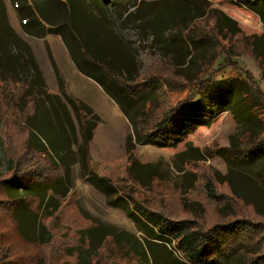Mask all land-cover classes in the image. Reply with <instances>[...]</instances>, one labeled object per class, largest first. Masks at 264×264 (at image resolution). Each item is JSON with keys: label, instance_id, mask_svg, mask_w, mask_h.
Returning <instances> with one entry per match:
<instances>
[{"label": "rangeland", "instance_id": "1", "mask_svg": "<svg viewBox=\"0 0 264 264\" xmlns=\"http://www.w3.org/2000/svg\"><path fill=\"white\" fill-rule=\"evenodd\" d=\"M48 2L47 7L59 14H72L70 4ZM77 2L87 10L75 11V22L69 24V30L77 31L74 34L78 37L69 46L71 37L67 35L66 41L54 30L27 34L13 8L15 4L0 0V28L7 21L23 40L19 48L12 44V52H20L26 62L35 58L42 69L45 90L57 96L51 99L41 93L45 105L36 103L29 124L25 119L33 112L35 103L27 101L21 106L23 85L0 78V178L13 174L12 163L7 159L11 157L15 160L13 166L21 172H40L45 179L34 190L21 191L0 184V200H14L20 214V219L15 215L17 226L7 208L0 206V264L183 261L171 243L152 240L126 216L122 207L109 205L108 198L118 204L126 199L131 209L137 206L173 218H195L207 227L234 217V208L227 203L222 205L230 201L227 196L233 190L247 215L264 220V150L261 154L251 153L256 159L252 163L246 162L248 157L241 159L242 153L234 158L225 150L247 148L257 139L260 123L250 113L245 118L244 108L241 111L242 107L237 105L220 113L209 124L169 146L138 142V135L147 131L168 108L196 93V84L202 79L211 80L205 83L203 92L213 95L221 75L241 79L245 69L264 91L262 65L251 44L252 36L264 32L259 17L233 0H207L205 15L198 18L185 0L180 4L174 0H137V4L135 0H117L116 7L114 2ZM176 6L178 13L173 17ZM184 7L190 8L191 14L184 15ZM218 22H224L221 31ZM230 23L239 31L228 29ZM190 39H199L198 44ZM263 40L264 37L259 39ZM183 42L191 49V61L177 64L171 51L182 48ZM3 45L0 40V52ZM225 55L228 63L236 60L239 66L219 67L218 62ZM91 56L97 60L92 63L113 83L138 84L154 78L150 81V94L136 100L128 97L125 114L117 100L92 78L97 68L89 69L90 62L84 67ZM76 58L80 59L81 68ZM21 60L23 57L19 56L18 61ZM217 69L222 72L216 73ZM30 79L28 75L26 80ZM65 94L83 101L98 116L91 139L84 143V153L81 127ZM115 94L119 97L117 91ZM47 98L57 106L53 113ZM92 118L84 112V121ZM36 119L40 124L34 122ZM32 132L47 148H29ZM27 178L18 177L16 183L24 187ZM206 182L212 183L223 202L207 195ZM43 196L48 216L40 218L38 213L23 209L29 203L39 209ZM239 256L234 252L225 263L222 260L218 264H244Z\"/></svg>", "mask_w": 264, "mask_h": 264}, {"label": "trees", "instance_id": "2", "mask_svg": "<svg viewBox=\"0 0 264 264\" xmlns=\"http://www.w3.org/2000/svg\"><path fill=\"white\" fill-rule=\"evenodd\" d=\"M9 1L15 4L13 8L21 18V26L27 34H42L43 29L45 33H49L54 30L56 33L64 36L66 41L67 35L73 39H77L78 37L76 34H74L77 31L69 30V24H74L75 22V11L85 12L87 10L82 6V4L77 2V0H52V2L61 1L64 4L71 5L72 14L66 16L54 11L53 8H48V0ZM96 1L101 2L104 5H106V3L114 2V7H116L115 5L118 4L117 0ZM136 1L137 0H135L134 4H137ZM174 1L179 4L181 1L183 2V0L180 2L178 0ZM185 1H187L186 3H190L192 7L191 10H193V16L198 18L205 15L204 11L207 8V0ZM233 1L254 12L259 17L264 28V0ZM75 5L78 6V9H74ZM177 9L178 6H176L173 17H176V14L178 13ZM184 9V15L191 14V12L188 13L190 8L186 9L184 7ZM173 17H171L170 20H173ZM68 20H70V22H68ZM216 21H218L217 15ZM232 23L235 22L232 21ZM223 26L224 22H218L217 28L219 31L222 30ZM226 27L228 29H232L233 32L239 31L238 29H234V25L231 23ZM263 37L264 32L261 36H252L251 40L253 53L257 57L259 63L262 65L263 70L261 77H264V40L259 41V39ZM0 40H2L4 44L3 46H5L0 52V78L1 80L10 79L20 82L23 85L24 90L22 96L20 97V105L24 106L27 101H32L35 103L33 112H31L29 118L26 116L25 119L29 124H32L30 121L31 118L34 117V110L37 109L36 103L38 102L42 104V106L45 105V101L43 102L44 97L40 94L43 93L45 95L46 93V97L49 98L50 94H48V92L45 90L43 77L40 73V70L37 68L36 63L34 62V58L31 57V60L26 62V58L21 55L20 52L17 54L12 52V44L19 48V44L22 43L23 40L21 36H19V34H17V32L8 25L7 21L5 22V27L0 28ZM189 41L197 43L199 39H190ZM181 45L182 48L179 47L178 49L176 48L175 50L171 51V58L176 59L178 61L177 64H185L191 57V49L188 48L184 42ZM83 53L86 57L85 51ZM19 56L23 57V60L20 62L18 61ZM95 59L92 57L91 60H87V62L84 63V67H86L85 64L90 62L91 65L89 66V69H92V67L97 68L98 72L92 75V78L103 88L107 94L117 100L125 114L128 113V97L130 99L136 100L142 96H147L150 94L151 89L153 88L150 87V81L154 78H150L147 80V82H138V84L134 82L113 83L108 79L109 77L106 76L105 72L100 71L98 69L99 67L92 63L93 61L97 62ZM76 61L79 62L78 67L81 68L82 65L80 59L76 58ZM231 61L232 63H228V56L225 55L221 58V61L218 62V66L223 67L225 65H233L235 68L236 66H239L236 60ZM243 71L244 74H241V79H238L237 77L229 78V76L221 75L213 95L205 94L203 92L205 83L207 81L211 82V80L209 78L202 79L198 85L196 84V93H190L183 99L177 101V103H175L172 107L168 108L163 113L161 118L157 120L150 128H148L147 131H144L138 135V142L142 144L151 143L160 146L172 145L183 140L189 134L195 132L198 127L209 124L220 113L227 111L228 109H235V106L239 105V107H242L241 111H244V109L246 110V115H244V117L249 118V113L253 115L260 123L261 130H259L260 132L253 145L251 144L248 145L247 148L239 149L227 147L225 150L228 156L234 158L238 153H242L241 159L245 161L247 160L245 158L248 157L246 162L252 163L254 160H256L254 159L255 156L252 154L256 152H260L259 154H261L264 150V91L260 87L258 80H256L249 72L245 71V69ZM88 72L86 71L87 74ZM220 72L222 71L217 69L216 73ZM28 75L31 77L29 81L26 80ZM111 84H115L116 87H112ZM116 91L119 93L120 99L116 96ZM65 96L72 106L73 111L76 113V118L79 121L82 134L81 136H83L82 150L84 153V148L86 149V145L84 143H87L91 139L93 134V125H95V122L98 120V116L93 114L91 108L83 101H76L68 94H65ZM54 97L56 98V96ZM49 98H47L46 101L54 108L52 109L53 113L56 111L57 106H55L54 102ZM59 103L60 101L57 102V105ZM60 107L61 103L59 104L58 108ZM84 112H87L89 117L93 116L92 120L84 121ZM34 122H36V124H40L38 119H36ZM86 123H88L89 126ZM31 135L34 137V142ZM31 135L27 143L30 149L33 148L37 151H40L43 148H47L43 140H39V138L35 136L33 132ZM260 135H262V138L258 139ZM59 149H61V147ZM7 159L10 163H12L11 167H13V174L6 178H0V184L2 187L11 185L15 186L17 190L21 189V191H25L27 189L34 190V187L45 180L42 178V174L40 172H21L19 169L13 166L15 160H13L11 157H8ZM18 177H28L24 187L23 184L16 183V178ZM28 181L30 182L28 183ZM93 182L98 183L95 180ZM206 192L211 199H216L217 202H223V197L216 195L211 182H206ZM44 198L45 197L43 196V201L41 202L39 209L33 208L30 203L23 205V209L26 208L27 211L34 213V215L38 213L40 218L44 215L48 216L49 212L47 210L44 212ZM227 199L230 201H224L222 205L227 203L231 206V208H234V217L224 221H219L207 227H204L203 223L199 221L197 222L195 218H173L171 216H165V214L158 211L147 208H139L137 206H134L133 209H131L126 199H122L121 204H118L114 200L108 198L107 203L114 207H122L120 209L125 212L126 216L133 222L137 223V225L141 226L145 230L146 235L152 240L159 239L171 243L173 248L178 251L183 258V261L181 260L180 264H218L222 263V260L223 263H225V260L229 258L234 252L240 255L239 257H241L244 264H264V220L251 218L249 215H247L245 213V208L240 202V197L233 190L231 195L227 196ZM123 204L125 206H123ZM0 206L1 208H7V212H10L9 214L13 218L15 225L18 226L15 215H17L19 218L20 214L17 210H15L16 207L14 200L2 199L0 200Z\"/></svg>", "mask_w": 264, "mask_h": 264}, {"label": "crops", "instance_id": "3", "mask_svg": "<svg viewBox=\"0 0 264 264\" xmlns=\"http://www.w3.org/2000/svg\"><path fill=\"white\" fill-rule=\"evenodd\" d=\"M73 38H71V39H69V41H68V44H69V46L70 45H74V44H72L73 43V41L74 40H72ZM71 40H72V42H71ZM75 46H77V45H75ZM66 50H64V51H66V53H67V55H70L69 54V52H68V49L67 48H65ZM34 62L36 63V65H37V68L40 70V73L42 72V69H41V67H40V65H39V63H38V61L37 60H35V58H34ZM31 71H32V68H31ZM31 71H30V73H31ZM42 75V74H41ZM43 77V76H42ZM43 80H44V78H43ZM44 84H45V80H44ZM50 94V93H49ZM69 95V94H68ZM52 94H50V98L51 99H55V97L53 96ZM56 96V95H55ZM56 98H57V96H56ZM53 101V100H52ZM47 102V101H46ZM34 111H36V110H34ZM34 115H35V113H34Z\"/></svg>", "mask_w": 264, "mask_h": 264}]
</instances>
